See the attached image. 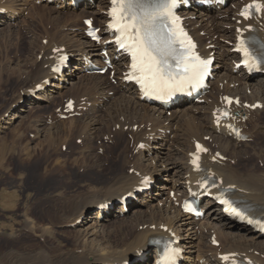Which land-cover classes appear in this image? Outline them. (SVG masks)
<instances>
[{
	"label": "bare ground",
	"instance_id": "1",
	"mask_svg": "<svg viewBox=\"0 0 264 264\" xmlns=\"http://www.w3.org/2000/svg\"><path fill=\"white\" fill-rule=\"evenodd\" d=\"M19 1L0 0V8H5L7 10L6 14L0 16V26H4V24L9 25L5 20L22 18L21 14L23 11H26V9L30 7V10L37 15L39 23H46L43 33L45 36L42 39L47 40L46 45H44L45 43H41L38 47L40 61L36 55L33 62L35 67L31 71H28L25 77L19 79V76L17 80L20 85H23L22 91L25 90L23 95H19V100L21 101L22 99L26 100L29 98L30 92L28 91H31L30 89L33 87L35 89L39 85H44L43 82L46 79H52V81L55 82V84L53 83L54 86L56 85L59 89H61V83L59 81H72V86L70 90H68L70 97L67 99L66 103L70 99H75V112L78 113L77 111H79V115L85 116L94 109H97L98 104L95 98L99 96V91H103L107 95L112 92L113 96L118 97L119 106L117 107L115 105L114 107L106 109L105 118L104 115H100L99 119L96 120L94 118L91 120L90 125L84 124L77 129L75 125L78 123V120L76 117L73 119L70 118L67 123H63V129L67 132L65 141H67L69 136H72V132L78 131L76 139H82L79 153L83 156L84 166H87L85 168H94L96 162L100 160V156L93 155V157L95 156L93 159H97L95 160L96 162L92 160L91 154L93 152L90 154L92 150V140L87 137L88 133H93L95 137L100 134L108 136L107 138L113 141V146L117 138L115 143L117 153L118 155H123V166H128L129 171H132V175L122 170L107 184L104 193L97 192L89 196V198L96 200L104 198L109 194H115L119 189L124 193V189H127L129 183L133 182L135 184L131 186L130 191L126 192L130 205H138L135 200H139L140 198L148 200L150 204L152 203V206L148 205L146 207L150 209L149 211H145L137 206L135 208V212H137L135 216L120 220L122 222L120 227H125L124 230H126L125 240L120 244L118 242H113L110 231H105L106 228L104 223L101 225L93 224L83 232L81 231L82 229H79L76 221H78L80 217L87 215L91 209L97 208L95 213L96 218L94 217L97 221L101 213L103 217L111 218L109 217L111 207L100 205L94 206L91 209L86 208V203L85 205L83 203L87 200L85 199L87 196H81V203L72 210L71 215L74 216L73 219L70 221H63L64 224H75V229H79L76 230V241L73 242V246H70L71 249L60 248L59 255L51 258L48 257L47 253L38 252L35 255L33 264H88V260L94 252L100 251L104 257L108 255V258H110L119 254L125 255L132 244L135 245L134 249H136L138 245H147L146 243L149 244L147 249L138 252L139 254L131 259L127 258L122 262L115 261V263L110 264H155V259H153L151 263L147 261L150 257L148 252L153 250L152 246H150L151 240L160 235H169L173 232H177L178 235L181 236L183 228L184 231L187 232L186 235L182 234L181 246L185 249L186 253L183 264H225L219 259L222 255H229L231 260H235L241 264H264V258H262V255H264V241H260L261 235L256 234L250 228L246 227V225H235L228 222V220L226 222V219L221 214L220 208H211L214 205L212 200H207L204 206L205 209H207L205 218L198 222H193V220L181 210L182 199L187 196L188 189L193 187L198 189L200 187H195V184L199 182L200 179L189 166V159L191 153L194 152L195 143L201 142L208 149V153L203 155L202 166L208 171H213L216 178H221L224 187L235 186L237 199L250 209L251 212L257 215H264V172L261 173L258 171L256 174L254 170L250 173L240 169L237 164V162L241 160L242 154L251 151L248 144L252 143L256 134L264 131V125H260V122H262L261 119L264 120V72L260 70L253 78L252 76L246 75L244 72L235 71V64L238 62V56L232 52L234 46H231L230 42L234 40L238 28L242 30L245 29L244 22L240 23L239 5L236 4L237 8L229 6L223 9L221 8L214 14L201 13L200 15L203 16L202 22H211L210 27H206L208 23L203 24L199 20L188 21L189 28L197 39L201 51L204 54H208V47H214L218 51V63L215 67L223 69V63L225 61H229V64L228 67L224 68L222 76H218L216 80L215 78L213 79V89L206 97V102H204V104H206L205 106L193 105L192 101L191 104L187 103L188 105L186 104V106L183 105V103L187 100H183L177 106H173L169 109L172 113L171 116L169 115L170 117H167L168 115H165V108L149 105L140 101L137 89L124 82L126 65L123 58L114 59V64L116 66L114 76H112V72L109 71L107 79H99V76L93 73V64L99 63L100 67H104L103 59L97 52L98 47L87 41L84 33L85 27L79 25V22L83 19L94 18H89L82 14L89 12L88 8L92 0L84 1L82 4H79L83 5V8H86L82 9V13H78L77 10L73 8L72 2H67L66 0L58 7L53 3L47 2V0ZM38 2L40 4H37ZM109 6L110 0H100L98 9L89 12L96 16L99 24L101 23L104 25L102 29L104 33H107L105 24L109 18L107 17L108 13L106 10H108ZM193 8L194 7L187 9L185 14L190 15V17L195 15L194 13L196 10H193ZM208 9L216 10L214 7H209ZM191 10H193V12H189ZM10 12L15 14V16H11ZM49 25L52 26L51 30L47 28ZM253 25L255 30L264 38V31L261 29L259 21H254ZM60 27L75 29L72 35L69 36L68 33L65 34L61 32L59 29ZM108 40V38H105L101 44L106 43ZM105 45L106 47L102 48L108 49L115 57L114 47L107 43ZM62 48H65L67 53L78 55L73 60L72 70H66L58 78L51 72V66L59 56L55 54V50H61ZM110 76L117 79V85L111 83ZM56 78L58 80H56ZM56 82H58V84H56ZM31 83L33 84L31 88L25 87V84ZM248 90H251L250 95L246 94ZM80 91L81 97L79 96L80 94H78ZM47 94V91L38 94V101H48L50 96ZM239 95H243L246 99L244 102L250 105H254L256 102H262L263 104L262 110L257 109L254 112H249L243 106L234 109L237 116L231 123L239 127H244V134L251 142H243L233 130L225 128L218 129L214 124V117L220 113V109L224 106V100L221 101L220 98L230 96L237 97ZM85 96L89 97L88 100L81 99ZM99 102L100 101H98V103ZM39 107L38 103H31L30 109L34 110ZM64 107L65 105L58 115L66 114L64 112ZM79 108H81V110H79ZM260 113H263V115L260 116ZM241 115L249 116L246 124L241 122ZM15 117H17L16 113L12 116L11 120H14ZM254 119H257L255 121V128L252 126V129H249L248 123ZM6 124H11V121H7ZM116 126H119V129H117ZM135 126H137L136 131L133 130ZM2 128H4V126H2ZM163 130L166 131V133L170 132V135L165 132L162 133ZM127 135L130 137L129 139L126 138ZM54 136L53 132L49 133L48 141L52 142ZM172 136L175 139L174 141L170 140ZM205 137H209V140L206 141ZM151 138L153 140H151ZM140 143H143L144 146L138 148ZM53 144H55V142H52L51 146H53ZM64 144L65 142L62 143V145ZM106 145L107 144H103L102 147ZM107 147L109 146L107 145ZM132 150V154L134 155L133 158L129 153V151ZM254 153L256 152L254 151ZM257 153L260 154L259 157L264 158L263 149ZM217 154H223L227 157V161L222 164L214 162L213 159L218 156ZM234 159L235 164H232L231 161ZM143 161H147L148 165H143ZM158 161H161V164L160 168L156 170L155 167L158 166L156 164ZM58 164L60 165V163ZM162 171H164V173L158 175L157 172ZM146 176H150L155 183H161L159 187L160 192L158 193L159 197L157 199L159 201L156 206H153V202L156 199L155 196L152 195L149 198L148 193L151 189L147 191L139 190ZM163 176L165 177L164 179ZM172 191L175 194V200H172L169 194ZM123 196L124 194L121 197ZM176 203H179V210L176 209ZM122 206L123 204L118 211H123ZM106 213H108V215ZM124 215L126 216V214ZM108 218L104 221L111 222L113 220V216L111 220ZM128 221L130 225L126 224ZM26 224L29 228L27 230H30L34 234H41L42 237L44 235L49 236L54 230V227L38 224L33 220H28ZM191 225L195 226L192 232H190L192 229ZM166 227L168 230L167 232L162 230V228ZM93 236H96L95 240L98 243L100 242L97 246H101V244L103 245L105 243H108L110 246L107 248L91 247L94 245V240L91 245L89 240ZM212 236L217 237L216 241L220 243L219 247H214L212 245ZM127 237L129 238L127 239ZM258 252L259 255L256 254ZM195 254L196 256H194Z\"/></svg>",
	"mask_w": 264,
	"mask_h": 264
},
{
	"label": "rangeland",
	"instance_id": "2",
	"mask_svg": "<svg viewBox=\"0 0 264 264\" xmlns=\"http://www.w3.org/2000/svg\"><path fill=\"white\" fill-rule=\"evenodd\" d=\"M99 3L100 1L96 2V5L93 7L94 10L98 9ZM28 8V10H24L21 14L22 18L13 19L16 23L13 20H5L10 24L0 26V264H33L35 255L38 252L47 253L50 258L55 257L59 255L60 248L71 249L70 246H73V242L76 241V230L82 229L81 231L83 232L93 224L101 225L104 223L105 231H110L113 242L121 244L125 240L126 230H124L125 227H120L122 225L120 220L122 219L117 215L121 214L122 211H118L120 205L116 200L126 196V192L130 191L131 186L135 184L133 182L129 183L127 189H124V193L119 189L115 194H109L104 198L97 200L89 198L94 193H104L107 184L122 170L125 173L129 172L131 175L132 173L129 171L128 166H123V155H118L117 153V148L115 147L117 138L113 146L112 141H105L104 138L106 136L100 134L95 137L93 133L89 132L87 137L92 140V150L90 152V154L93 152L91 154L92 160L95 161L97 159H93L95 156H100V160L95 161L96 166L94 168H85L87 166H84L83 156L79 153L82 144L76 139L78 131L72 132V136H69L67 141H65L67 132L63 129V123H67L70 118L73 119L74 117H68L65 121L56 119L53 123H47L46 119L55 113L56 107L63 105L66 98L70 97L68 90L72 86V81L61 85V89L53 85H47L48 96H50L48 101H38V93L40 94L42 91L33 95L31 94L26 100H19V95H23L25 90L22 91L23 85H20L17 80L19 76V79L25 77L27 72L35 67L33 62L36 55L40 61L38 47L41 43L46 44V40L42 39L45 36L43 33L46 23L40 24L37 15L30 10V7ZM76 10L78 13L82 12L81 8H77ZM193 10L199 11L198 17H203L200 14L204 13L205 8H193ZM193 10L189 12H193ZM208 10L206 14H214L216 12V10ZM93 15L86 16L89 18L94 17L98 25H101ZM199 21L202 22V18ZM202 23H208L206 27L211 26V22ZM79 25H82L81 21ZM47 28L51 30L52 26L49 25ZM59 29L61 32L68 33L71 36L75 28L60 27ZM73 55L77 56L78 54ZM228 64L229 61H225L223 69L219 68L217 70L220 75H217L218 73L215 74L217 75L215 76V80L218 76L223 75L224 68L228 67ZM107 77L108 75L104 77L99 76V79H107ZM112 81L111 83L116 85V81ZM32 83L25 84V87L31 88L33 86ZM30 90L33 91L34 87ZM250 92L251 90H248L246 94L249 95ZM78 94L81 97V91ZM241 98L243 101H246L244 96ZM95 99L98 104L97 109H94L85 116L76 117L78 120V123L75 125L76 129L84 124L90 125L91 120L94 118L96 120L99 119L100 115H104L105 118L106 109L115 105L119 106V99L117 96H113L112 92L107 95L105 92L99 91V96ZM98 101L100 102L98 103ZM31 103H38L40 107L34 110L30 109ZM77 112L79 114V111ZM15 113L17 117L11 120ZM167 115L169 117L170 112ZM262 115L263 113H260V116ZM256 120H251L248 123L251 125L249 126L251 129L252 126L255 128ZM7 121H11V124H6ZM261 121L263 123L260 122V125H264V120L261 119ZM133 130L136 131L135 129ZM51 132L55 135L52 141L55 142L53 146H51L52 142L48 141V135ZM164 132L166 133L163 130L162 133ZM126 138L129 139L130 137L127 135ZM151 140L153 139L151 138ZM170 140L174 141L175 139L172 136ZM104 141L110 148L106 145L103 146L104 149H99L100 144ZM64 142L65 144L62 145ZM248 146L251 151L242 154L241 160L237 162L239 168L250 173L254 170L256 174L258 171L263 173L264 158L259 157L260 154L257 152L261 149L264 151V131L258 132L253 143H249ZM100 147L103 148L102 146ZM132 152L133 150L129 151L130 156L133 158ZM93 155L95 156L93 157ZM156 164L158 165L155 167L157 170V168H160L161 161H158ZM143 165L147 166L148 162L143 161ZM157 173L161 175L164 171ZM155 184L148 193L149 198L152 195L156 198L153 206L158 204L159 200L157 199L160 192L159 187L161 186L160 182ZM123 194L124 196L121 197ZM81 196H87L85 198L87 200L83 204L85 205L86 203L85 207L89 209L104 204H108L104 205L107 207L114 205L112 207L113 210H110L111 218L104 217L103 221H96L95 213L97 208H95L91 209L87 215L82 216V221L78 223L79 229H75V224H64V220L70 221L73 219L74 216L71 215L72 210L81 203ZM140 199L142 203L140 204L141 200H139V203L136 202L138 205H130L132 209L129 210L126 216L124 215L123 219L135 216L137 214L135 212L137 206L145 211L150 210L146 207L148 205L152 206V203L150 204L148 200ZM115 201L116 203L114 204ZM176 209L179 210V207H176ZM112 216L113 220L111 222L104 221L106 218L111 220ZM28 220L54 227V232L52 231V234L49 236L44 235L43 237L41 234H34L30 230H27L29 229L26 224ZM225 221L227 222V220ZM126 224L130 225V222L128 221ZM191 227L194 230L195 226L191 225ZM191 230L190 232H192ZM186 234L187 232L184 231V235ZM95 239L96 236H93L89 240L90 245L94 240V245L91 246L93 248H107L110 246L108 243L97 246L100 242L98 243ZM260 241H264V238L260 237ZM146 244L138 245L136 249H134L135 245L132 244L125 255L119 254L110 258H108V255L104 257L100 251L96 253L91 252L93 255L89 258L88 264H110L115 263V261L122 262L127 258L131 259L139 254L138 252L146 250L149 245L148 243ZM149 262L151 263V260Z\"/></svg>",
	"mask_w": 264,
	"mask_h": 264
},
{
	"label": "snow or ice",
	"instance_id": "3",
	"mask_svg": "<svg viewBox=\"0 0 264 264\" xmlns=\"http://www.w3.org/2000/svg\"><path fill=\"white\" fill-rule=\"evenodd\" d=\"M181 3L182 0H112L109 28L118 34L116 43L119 48L131 57V70L125 78L139 85L146 95L165 98L183 92L188 87L201 85L208 73L211 61L196 54L195 43L181 27L175 11ZM261 7L258 3L249 5L241 15L247 18L250 9L259 12ZM87 23L91 24V21ZM261 48L264 49V45ZM238 50L243 52L246 65L250 60L251 67L264 63V56H257L244 40ZM197 148L200 152L207 151L200 145ZM198 161V156L192 161L197 169L200 167ZM221 202L243 218L230 201ZM186 210H189L187 206ZM178 255L179 250L169 245L164 264H176Z\"/></svg>",
	"mask_w": 264,
	"mask_h": 264
}]
</instances>
